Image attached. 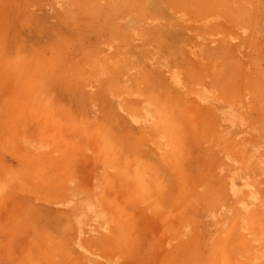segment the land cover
Listing matches in <instances>:
<instances>
[{"label": "rangeland", "instance_id": "rangeland-1", "mask_svg": "<svg viewBox=\"0 0 264 264\" xmlns=\"http://www.w3.org/2000/svg\"><path fill=\"white\" fill-rule=\"evenodd\" d=\"M0 264H264V0H0Z\"/></svg>", "mask_w": 264, "mask_h": 264}]
</instances>
